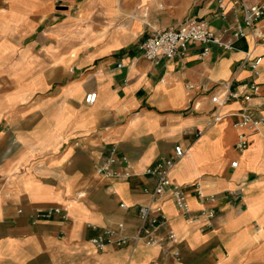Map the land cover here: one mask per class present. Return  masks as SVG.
I'll return each mask as SVG.
<instances>
[{
	"label": "crops",
	"instance_id": "crops-1",
	"mask_svg": "<svg viewBox=\"0 0 264 264\" xmlns=\"http://www.w3.org/2000/svg\"><path fill=\"white\" fill-rule=\"evenodd\" d=\"M239 1L0 0V264H264V48L250 28L232 36ZM191 18L231 48L211 43L203 54L192 43L158 63L144 57L151 32ZM242 109L263 122L236 127ZM242 130L250 144L240 152ZM177 144L185 153L169 177L188 212L169 189L154 197L145 172ZM111 147L129 178L97 172ZM142 205L165 216L158 233L172 234L179 261L134 239ZM52 207L61 211L35 219ZM104 229L128 241L98 249L92 238Z\"/></svg>",
	"mask_w": 264,
	"mask_h": 264
},
{
	"label": "built area",
	"instance_id": "built-area-1",
	"mask_svg": "<svg viewBox=\"0 0 264 264\" xmlns=\"http://www.w3.org/2000/svg\"><path fill=\"white\" fill-rule=\"evenodd\" d=\"M239 6L243 10L242 23L236 24L232 36L236 39L243 37L245 36V28H250L255 39L264 48V30L259 29L256 26V23L259 20L264 19V2L247 3L244 0H240ZM192 43H200L203 45V54L209 51V45L211 43H217L223 48H231V44L221 41V39L210 29L208 23L204 19L199 18H191L177 27H169L153 31L142 41L139 48L145 58L154 63H158L162 58H172L177 54L183 53L187 49L188 45ZM252 66H256V61H254ZM248 87L250 89H255L256 84L251 82L248 84ZM237 96V92H225L218 98L217 103L221 105L226 100ZM243 98L245 100H249L251 95L246 93L243 95ZM95 99V92H90L85 96V102L89 104L94 103ZM262 104L264 105V99L262 100ZM235 116L236 120L234 125L238 128L253 129L263 122V118L255 117L247 109L238 111L235 113ZM221 118L222 116L219 114L214 116L215 121L220 120ZM249 144L250 139L247 131H240L235 143L236 149L242 152L248 148ZM184 153L185 151L181 145L177 144L174 146L172 155L159 159L155 164L148 166L145 169V172L156 178L155 186L151 191V194L154 197L162 195L169 189L177 208L188 212L189 209L185 201L184 188L181 185L172 182L169 177V173L177 159L182 157ZM118 161L123 164L124 170L122 172L112 168V166ZM231 165L236 166L237 161H232ZM97 172L111 178H129L132 175L127 157L124 155L118 156L115 147L110 148L108 154L98 166ZM193 186L198 196H204L198 183H193ZM213 197L214 196L211 195L209 198ZM121 205L123 206V204ZM157 210L159 215L153 214V209L149 206H140L139 229L134 239H143V241L149 245L159 244L164 253L171 254L175 261H179V251L171 247L174 240L172 234L169 233L167 236H164L158 233L159 228L165 222V216L159 208ZM60 211L61 209L59 207H52L44 211H38L35 214V219L47 218L53 212L59 213ZM200 214L204 215L210 222L215 216L216 211L214 208H208L201 210ZM113 236V230L105 229L100 235L92 238V242L98 249H101L107 243L123 245L128 241L127 237H118L114 239ZM149 264L160 263L153 261Z\"/></svg>",
	"mask_w": 264,
	"mask_h": 264
},
{
	"label": "rangeland",
	"instance_id": "rangeland-1",
	"mask_svg": "<svg viewBox=\"0 0 264 264\" xmlns=\"http://www.w3.org/2000/svg\"><path fill=\"white\" fill-rule=\"evenodd\" d=\"M98 168V167H97ZM112 168H113V166H112ZM114 169V168H113ZM116 170V169H115ZM100 174V173H99ZM105 230V229H104Z\"/></svg>",
	"mask_w": 264,
	"mask_h": 264
}]
</instances>
